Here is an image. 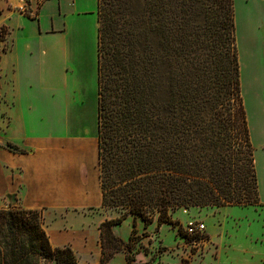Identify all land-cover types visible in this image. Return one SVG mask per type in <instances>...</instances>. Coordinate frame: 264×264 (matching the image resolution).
Here are the masks:
<instances>
[{
	"label": "trees",
	"instance_id": "1",
	"mask_svg": "<svg viewBox=\"0 0 264 264\" xmlns=\"http://www.w3.org/2000/svg\"><path fill=\"white\" fill-rule=\"evenodd\" d=\"M97 22L100 208L117 214L98 227L97 264L119 252L129 261L138 219L158 229L177 226L180 209L257 205L233 0H97ZM128 217L123 242L112 227ZM0 264L78 261L50 245L42 211L8 207Z\"/></svg>",
	"mask_w": 264,
	"mask_h": 264
},
{
	"label": "rangeland",
	"instance_id": "2",
	"mask_svg": "<svg viewBox=\"0 0 264 264\" xmlns=\"http://www.w3.org/2000/svg\"><path fill=\"white\" fill-rule=\"evenodd\" d=\"M94 1L81 2L94 6ZM233 7L240 93L248 131L250 128L255 142L257 139L262 141L264 4L258 0H233ZM47 9L48 13L54 11V4L50 2ZM24 10V15L30 16L26 7ZM94 14H97V10L85 16L90 22L75 21L73 25L74 32L87 43H91L95 36L91 23ZM24 15L20 10L12 8L9 0H0V209L21 207L17 194L10 196L6 192L1 193L3 185L1 181L6 174L2 156L9 151L6 141L20 145L23 139L31 135L39 139L80 135L81 132L75 130L80 124L88 123L86 112L91 114L97 94L93 68L94 54H87V58L73 59L71 69L64 72L60 53L54 52L52 58L44 59L42 49L49 45L47 41L41 43L34 39H24L28 35L32 37L35 32V25ZM42 26L44 28L48 26V18L44 14ZM45 60L50 63L47 70L42 67ZM80 101L83 103L79 104ZM228 110L227 113L232 116L234 108ZM89 124L90 122L87 125ZM247 175L249 176L248 173ZM101 211L104 220L117 216L114 212L102 209ZM228 212L233 213L232 216L235 218H240V222L235 219L233 221L229 215L224 219ZM172 220L177 221L178 225L173 227L167 224V231L157 229L156 221L149 232L140 229L132 242V251L126 264H182L183 260H187L189 264H219L216 262L218 253L215 244L209 239V235L206 233L197 237L185 235L184 228L189 221L202 222L212 231L217 229L218 224L225 223L228 233L231 235L235 233V237H232L233 241L236 238L237 242L233 243V246L238 252L240 249L243 250V209H180L172 214ZM235 222L238 225H235ZM179 227L182 229L181 235L177 233Z\"/></svg>",
	"mask_w": 264,
	"mask_h": 264
},
{
	"label": "crops",
	"instance_id": "3",
	"mask_svg": "<svg viewBox=\"0 0 264 264\" xmlns=\"http://www.w3.org/2000/svg\"><path fill=\"white\" fill-rule=\"evenodd\" d=\"M81 1L84 0H45L42 3L37 0H9V3L16 11L24 7L28 9L30 16L23 15L33 22L35 32L32 37L28 35L24 39H34L41 43L47 41L49 45L42 49L44 59L52 58L54 52L60 53L64 72L71 69L73 59L87 58V54H94L97 93V14H94L91 22L95 31L92 44L78 36L73 29L75 21L86 22L85 16L96 12L97 0L91 7ZM258 1L264 4V0ZM50 2L54 4V11L48 13L46 10ZM43 14L48 18L46 28L42 26ZM49 65V61L45 60L42 67L47 70ZM82 103L80 101L79 104ZM86 117L90 124H80L75 130L81 132L77 136L39 139L31 135L23 139L20 145L6 141L25 152L19 154L9 150L3 154L2 163L6 167V174L1 181V193L6 192L10 196L17 194L22 208L42 211L44 230L53 248L69 247L78 264H97L100 258L98 227L104 221L100 208L97 167V94L91 114L86 112ZM249 139L253 151L258 204L254 207H224L243 209V250L239 252L233 246L237 242L232 237H235V233H228L225 223L218 224L215 231L205 226L206 235L215 244L218 253L216 262L219 264H264V140L257 139L255 142L250 128ZM232 214L226 213L224 219ZM232 218L240 222V218L234 215ZM132 223V217H128L120 225L112 227L113 234L127 242ZM238 223L235 222V225ZM154 224L145 228L144 223L138 219L136 229L149 232ZM159 228L162 232L167 231V224ZM172 233L175 235L174 231ZM126 262L125 254L119 252L108 264Z\"/></svg>",
	"mask_w": 264,
	"mask_h": 264
},
{
	"label": "built area",
	"instance_id": "4",
	"mask_svg": "<svg viewBox=\"0 0 264 264\" xmlns=\"http://www.w3.org/2000/svg\"><path fill=\"white\" fill-rule=\"evenodd\" d=\"M39 1V0H37ZM44 0H40L42 2ZM21 13H25L24 8L20 10ZM186 235L190 237L202 236L205 233V225L199 221H189L184 228Z\"/></svg>",
	"mask_w": 264,
	"mask_h": 264
}]
</instances>
